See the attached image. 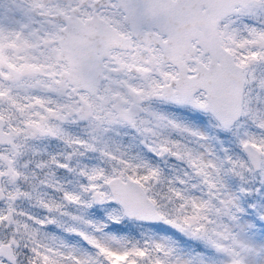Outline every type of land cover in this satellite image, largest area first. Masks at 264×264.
Masks as SVG:
<instances>
[{"label": "snow or ice", "instance_id": "6c2138e0", "mask_svg": "<svg viewBox=\"0 0 264 264\" xmlns=\"http://www.w3.org/2000/svg\"><path fill=\"white\" fill-rule=\"evenodd\" d=\"M0 264H264V0H0Z\"/></svg>", "mask_w": 264, "mask_h": 264}]
</instances>
